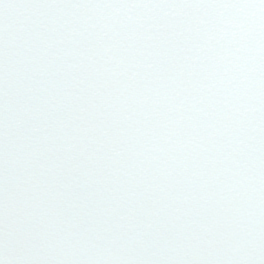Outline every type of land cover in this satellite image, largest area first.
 <instances>
[{
    "label": "snow or ice",
    "instance_id": "1",
    "mask_svg": "<svg viewBox=\"0 0 264 264\" xmlns=\"http://www.w3.org/2000/svg\"><path fill=\"white\" fill-rule=\"evenodd\" d=\"M0 264H264V0H0Z\"/></svg>",
    "mask_w": 264,
    "mask_h": 264
}]
</instances>
